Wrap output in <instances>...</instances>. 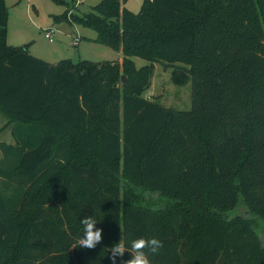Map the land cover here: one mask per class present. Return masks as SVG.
Listing matches in <instances>:
<instances>
[{
  "label": "trees",
  "instance_id": "obj_1",
  "mask_svg": "<svg viewBox=\"0 0 264 264\" xmlns=\"http://www.w3.org/2000/svg\"><path fill=\"white\" fill-rule=\"evenodd\" d=\"M123 4L53 17L93 30L121 62L50 64L7 45L0 0L13 139L0 143V264H112L116 243L131 252L153 237L163 247L150 264H264L253 227L264 226V0ZM155 63L176 86L190 80L189 111L144 98ZM239 203L244 215L229 216ZM86 216L103 229L94 249L79 247Z\"/></svg>",
  "mask_w": 264,
  "mask_h": 264
},
{
  "label": "rangeland",
  "instance_id": "obj_2",
  "mask_svg": "<svg viewBox=\"0 0 264 264\" xmlns=\"http://www.w3.org/2000/svg\"><path fill=\"white\" fill-rule=\"evenodd\" d=\"M29 1V11L26 8L27 0H14L12 3L15 4L6 2L10 9L7 45L13 47L27 46L26 49L30 55L50 64H57L61 60L77 63L83 60L112 62L121 59L120 53L90 40L96 36L93 30L78 24L69 25L65 21L59 23L53 21L54 16L61 15L67 10H69V15L71 13L78 15L88 13L91 7L102 0H65L66 5H58L51 0ZM119 1L123 4L122 0ZM141 4L142 0H125L123 6L132 13H138ZM49 31H52L53 35L51 39H46L45 32ZM73 34L81 37L78 46L72 45ZM133 61L137 68L148 64L147 61L139 58H133ZM122 77L125 82V76L122 75L121 79ZM143 96L148 100L157 101L169 109L189 111L191 108V82L188 80L184 85H174L171 81V70L169 68L164 69L161 64L155 63L151 85ZM6 123L5 117L0 114V143L10 144L13 143L10 134L11 127H8ZM241 202L242 198H240ZM164 203L165 201L156 197L150 200L148 204L152 208H158ZM245 212L246 210L240 206L234 212H230L229 216H243ZM253 227L264 242L263 224L260 221H254Z\"/></svg>",
  "mask_w": 264,
  "mask_h": 264
},
{
  "label": "clouds",
  "instance_id": "obj_3",
  "mask_svg": "<svg viewBox=\"0 0 264 264\" xmlns=\"http://www.w3.org/2000/svg\"><path fill=\"white\" fill-rule=\"evenodd\" d=\"M83 225V236L80 239L79 247L94 249L102 242L103 229L97 228V222L91 216H86L81 220ZM163 247L162 241L157 238H138L131 242V252L124 244L118 242L110 249V259L112 264H117L118 258H121V264H150L149 255L158 254ZM125 252L131 254V258L123 261Z\"/></svg>",
  "mask_w": 264,
  "mask_h": 264
},
{
  "label": "built area",
  "instance_id": "obj_4",
  "mask_svg": "<svg viewBox=\"0 0 264 264\" xmlns=\"http://www.w3.org/2000/svg\"><path fill=\"white\" fill-rule=\"evenodd\" d=\"M52 35H53L52 31L45 32V38L46 39H51ZM79 43H80V37H78L77 35H73V37H72V45L73 46H77Z\"/></svg>",
  "mask_w": 264,
  "mask_h": 264
},
{
  "label": "crops",
  "instance_id": "obj_5",
  "mask_svg": "<svg viewBox=\"0 0 264 264\" xmlns=\"http://www.w3.org/2000/svg\"><path fill=\"white\" fill-rule=\"evenodd\" d=\"M20 1V0H19ZM9 3V4H15V3H12V2H14V0H5V3ZM27 4H28V6H27V4H26V8H27V10L29 11V4H30V1L29 0H27V2H26ZM78 3V2H77ZM80 5V4H79ZM31 6V5H30ZM8 7V6H7ZM10 10V9H9ZM73 35H77V34H73ZM78 36V35H77ZM80 37V36H79ZM80 39H81V37H80ZM96 39V36H95V38H91L90 40L92 41V42H94V40ZM79 45V44H78ZM77 45V46H78ZM121 60H122V57H121V59L118 61V62H121Z\"/></svg>",
  "mask_w": 264,
  "mask_h": 264
},
{
  "label": "water",
  "instance_id": "obj_6",
  "mask_svg": "<svg viewBox=\"0 0 264 264\" xmlns=\"http://www.w3.org/2000/svg\"><path fill=\"white\" fill-rule=\"evenodd\" d=\"M121 80H122V82L124 81L123 77H122V79H121Z\"/></svg>",
  "mask_w": 264,
  "mask_h": 264
}]
</instances>
